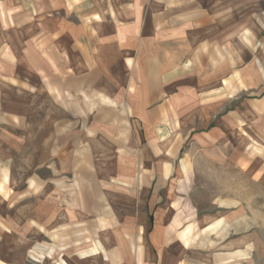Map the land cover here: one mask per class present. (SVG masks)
Wrapping results in <instances>:
<instances>
[{"label": "crops", "instance_id": "0c3cea01", "mask_svg": "<svg viewBox=\"0 0 264 264\" xmlns=\"http://www.w3.org/2000/svg\"><path fill=\"white\" fill-rule=\"evenodd\" d=\"M199 1L205 3L202 9L198 8ZM199 1L0 0V132L3 134L6 129L18 132L13 141L14 145H19L21 117L36 115L35 110L30 112L31 107L37 106L31 104L32 100L44 94L60 108L61 124L54 130L61 133L59 143L62 152L66 149L68 153L71 145L79 153L81 148L93 149V155H85L83 159H167L165 151L171 146L169 140H165V133L169 132L164 124L165 114L169 111L173 116L181 115L180 101L188 97V91H181L182 83L225 84L229 83L230 72L234 73L233 79L237 82L244 81L247 73L255 83L259 71L264 74V67L258 58L257 63L252 61L244 68L245 47L247 42L250 43L246 32H255L256 25L247 23L244 14H237L233 21H230V17H224V13H228V5L243 0ZM9 67L12 69L10 72ZM182 68L195 71L197 79L187 74L182 76ZM212 69L215 70L213 75L210 73ZM206 70L209 75H205ZM22 106H25L24 110ZM69 115H92V132L97 133L96 136L91 140H80L79 136L70 138L68 133L70 129L74 130L77 123L69 128ZM128 116L131 117L129 122L126 120ZM37 125L40 124L32 121L28 131L36 130L39 128ZM220 129L225 131L223 126ZM153 131L159 137L155 143L152 142ZM104 133L114 135L107 138ZM13 136L15 138L14 133ZM49 140L48 145H52L54 140ZM138 148H141V154L134 156L133 150ZM128 150L131 153L124 155L129 153ZM66 157L61 155V159L55 160L0 159V165L5 166H1L3 184L0 182V197L17 195V187L26 180H29L30 186L23 195L37 196L35 187L32 189L36 179L33 174H37L34 169L39 168L38 164L53 160L60 165V172H67L81 159L77 155ZM10 163L28 165L23 167V171L14 173L13 169L10 171L6 167ZM82 171L85 172L82 189L88 195L87 202L101 208L103 203L99 199L104 196L95 182L86 184L87 169L83 167ZM43 189L40 195L45 196V201H35L26 210H34L39 219V222L32 220L40 229L38 235H22L20 228L16 227L19 221L10 224V220L4 219L2 214L6 211L5 207H0V264H28L30 260L42 262L54 252L53 244L47 239L62 243L68 237L69 225L75 229L85 226L103 230L116 227L113 220H86V225L79 219L69 220L66 218L68 211L63 209L60 219H54V206L63 207L66 203L62 199L59 205H54L56 191ZM233 202L222 204V209L226 208L223 217L226 222H237L236 229L230 232L227 226L218 230V222L212 224V238L208 242L203 236L200 243H193L197 238L196 232L192 231L196 227L195 213L184 221L187 228L179 233L178 239H172L169 235L160 236L161 225L157 226L152 235L157 253L153 247L143 246L142 249L139 246L135 252L138 264H209L208 258L200 252L201 247L216 248L220 243L229 242L230 234L242 233L244 209L239 201ZM107 210H110L108 204ZM74 213L78 214L76 211ZM150 218L153 220L152 216ZM54 221L61 229L57 234H53ZM174 222L176 225V220ZM175 225L170 223L165 227ZM74 234L76 237L71 243H91L83 230L74 231ZM108 239L112 241L94 239L95 247L79 252L76 260L73 261L65 253L61 261L63 264H94L88 258L104 253L109 263L111 255L114 258L122 251L128 252L126 239L121 238L119 247L111 249L109 244L117 239ZM177 241L183 245L179 255L170 250ZM231 244V249L226 245L225 250L215 253L216 264H226L229 251H240L243 241L239 238ZM58 249L63 251L66 247L60 246Z\"/></svg>", "mask_w": 264, "mask_h": 264}, {"label": "rangeland", "instance_id": "374dc122", "mask_svg": "<svg viewBox=\"0 0 264 264\" xmlns=\"http://www.w3.org/2000/svg\"><path fill=\"white\" fill-rule=\"evenodd\" d=\"M203 7L205 3L201 2L198 8ZM227 7L228 13H224V17H230V21L235 20L236 15L240 13L239 15L244 14L247 23L256 25L255 32L252 30L246 32L250 43L247 42L248 45L245 47L244 68L250 62H256L257 58L264 67V0H243ZM5 24L9 25V23ZM245 38L248 39L247 35ZM183 70L182 76L187 74L197 79L192 69L187 71L184 68ZM8 71L12 69L9 67ZM207 71L204 72L205 75H209ZM204 73L203 76H205ZM210 73L215 74V70L212 69ZM233 74L230 72L229 83L225 84L192 82L180 85L181 91H188V97L180 101L182 105L180 116H173L169 111L165 114L164 124L169 131L165 133V140H169L171 146L165 151L167 159H83L85 155L91 157L93 149L81 148L79 153L71 145L68 153L66 149L62 152L59 143L61 133L54 130V127L57 128L61 124L60 108L53 105L44 94L35 97L31 104H37V106L31 107L30 112L35 110L36 115L21 117L20 144L16 146L13 141L16 140L18 132L10 129H6L3 134L0 132V141L2 140L0 159L55 160L61 159V155L66 157L67 154L70 158L72 155L81 156V159L67 172H60V165L53 160L38 164L39 168L34 169L37 174H33L36 179L32 186V189L35 187V193L38 195L35 197L23 195L27 193L30 186L29 180H26L17 187V195L0 197V207L3 205L6 209L2 213L4 219L8 218L10 224L13 221H19L16 227L20 228V233L26 237L38 235L40 229L32 223V220L39 219L34 210H26L35 201L36 203L45 201V196L40 195L43 188L48 190L52 188L58 194L53 196V204L59 205L62 199L66 203V206H60L61 208L54 206V219L60 217L61 209H63L68 211L66 218L69 220L79 219L85 225L86 220L95 222L113 220L116 222V227L103 230L99 227L85 226L75 229L69 225L68 237L62 243L47 239L54 248L51 256H47L42 262L30 260L27 263L63 264L61 257L65 255L74 261L78 258L79 252L95 247L96 241L93 243L92 240L109 241L108 238L111 237V239L116 238L117 242L114 240L115 242L110 243V249L119 247L121 238L128 241L129 249L128 252L118 253V256L114 258L111 255L110 261L116 264H119L118 262L138 264L136 248L153 247L152 235L157 226L161 225L160 236L169 235L172 239H178L179 233L187 228V223L184 221L195 213L196 227H193L192 231L196 232L197 238L192 242L200 243L203 236L208 242L212 238L210 233L212 224L216 225L220 222L218 230L227 226L231 229L230 232L236 229V221L235 224L231 223V220L228 223L226 218H223L226 208L222 209V204H226L227 201H234L233 203L239 201L244 209L242 215L245 219V223L243 222L241 226L242 233L230 234L229 242L220 243L216 248L201 247L203 249L200 252L208 258L207 263L216 264L215 253L225 250L226 245H229L231 249V243L240 238L243 241L240 251L230 250L229 261L226 264H264V74L259 71V77L255 79V83L254 80L249 79L250 75L247 73L244 75V81L239 82L233 79ZM257 79H260L258 83H256ZM24 108L25 106H22L23 110ZM26 108L28 110L27 106ZM92 118V115L80 117L69 115V128L77 123L73 131L70 129L69 137L79 136L80 140L84 138L91 140L96 136L97 133L92 132ZM129 119L131 117L128 116L126 120L129 122ZM31 120L33 123L37 121L40 124L34 131H28ZM5 122H8L7 119ZM221 126L225 131L220 129ZM104 135L110 138L114 133H104ZM48 140H54V143L48 145ZM157 140H159L158 134L153 131L152 142L155 143ZM45 144L48 146L45 147ZM128 151L129 153L123 154H130V150ZM132 154L140 155L141 148L133 150ZM27 165L10 163L6 167L17 173L18 170L23 171V167ZM1 166L4 165H0V182L3 184ZM14 167L17 168L14 169ZM83 167L87 169L86 184L95 182L102 197L104 196L103 198L100 196L101 199H99L103 203L101 208L87 202L88 195L82 189L83 174H85L82 171ZM62 192L64 194L60 195ZM107 204L110 210H107ZM75 211L78 214L74 213ZM19 216L21 220L18 219ZM170 223H174L175 226L165 227ZM57 226L55 222L53 234L61 230ZM77 230H83L91 243L84 245L71 243L73 237H76V234L73 236V232ZM24 236H21L22 239H26ZM181 241L184 242V240ZM51 243L46 244L50 246ZM60 246H65L66 249L61 251L58 249ZM193 247L191 249L195 250L196 248ZM182 248L181 242L177 241L170 250L176 251L179 255V249L182 250ZM88 259L94 264H111V262L108 263L104 253Z\"/></svg>", "mask_w": 264, "mask_h": 264}]
</instances>
